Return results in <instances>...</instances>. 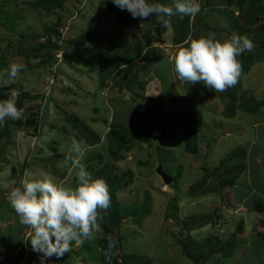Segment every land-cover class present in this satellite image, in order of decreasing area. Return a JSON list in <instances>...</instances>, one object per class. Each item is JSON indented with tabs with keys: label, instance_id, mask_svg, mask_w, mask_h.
I'll return each instance as SVG.
<instances>
[{
	"label": "rangeland",
	"instance_id": "1",
	"mask_svg": "<svg viewBox=\"0 0 264 264\" xmlns=\"http://www.w3.org/2000/svg\"><path fill=\"white\" fill-rule=\"evenodd\" d=\"M208 1L199 0L201 14L197 13L190 20L189 42L209 33H215L216 38L223 41L233 32L238 33L239 27L246 26L244 19H252V14L257 15V12V23L260 24L261 21L264 24V0H242V7L237 0L214 2V6L230 12L226 15L206 6ZM60 2L0 0V70L6 69L13 61H22L27 65L18 79L11 81L4 77L0 86L10 88V93L14 89L20 94L22 91L29 94L23 99L20 108L23 112L22 124L11 126L9 134L0 139V245L7 248V244L11 242L23 244L24 236L30 234L27 261L42 264V253L34 251L31 246L32 229L20 222L8 201V195L16 187L23 164L24 178H38L40 173L47 172L57 182L73 186L76 184V169L68 158L73 138H70L72 134H66V129L73 131L75 136L78 135L76 140L81 146L84 145L82 162L86 167L92 162V177L105 168L112 173L114 179H122L128 172L132 175V181L122 187L117 184L110 188L109 214L100 210L101 218L117 212L121 218L118 225L109 217L106 220L109 230H104L101 222L100 230L95 233L94 238L85 240L79 246L73 243L71 251L63 256L45 257L43 264H98L104 250L103 238H121L122 246L118 253L137 254L131 259L137 260L136 257L139 256V259L155 257L165 260L170 254L171 262H177V256L185 258L180 243L183 239L187 242L184 238L187 230L183 225L193 215H208V222L195 232L192 231L194 238L203 242L202 246H197L195 242L190 244L197 249L201 247L208 251L211 243L207 242V238L211 236H219L215 248L220 250L225 245L226 251L230 252L236 245L237 249L239 242L235 244L237 235L234 232L239 226H243V230L237 233L242 241L240 249H245V241L250 238L264 241V234H259L264 233V212L253 208L259 201L264 205V183L255 177L254 183L258 187L245 198L242 197L240 203L237 184L243 181L236 180V177L241 167L236 170L233 168L225 177L229 180L227 184L220 185V175L227 172L226 167L234 166L231 162L242 157L241 149L236 145L226 152L228 157L222 153L224 148L235 142L244 147L245 138L251 139L255 133L250 129L244 130V125H236L232 136H225L220 125V119L223 118L211 115L206 106L201 104L203 102L197 101H202V98L207 101L211 96L221 95L223 103L227 102V98L230 99L231 108L239 103L241 94L246 92L254 97L247 99L245 95L241 101L245 105L255 106V100L252 99L264 96V47L257 41L258 37H264V30L255 28L248 33L253 47L239 57L243 69L234 86L218 94L207 87L203 88L204 86L198 88L200 84H196L190 92L192 86L187 89L186 83L176 79L174 71L177 51L188 44L187 41L184 42L185 45L176 43L175 38L180 32L176 21H170L165 27L157 18L154 20L153 16L145 20L133 17L138 23L126 26L118 19L114 10L102 7L101 0ZM149 2L156 3V0ZM166 5H173V0H167ZM235 15L242 17L237 18L240 19L239 23L235 22ZM228 18L233 19L231 23ZM170 19L174 20V16ZM185 19L188 26L186 15L175 20L184 23ZM220 26H224V29L220 30ZM122 27L128 37H119L117 31ZM86 29L97 30L98 34L81 48L69 43V40ZM226 30L231 33L227 34ZM131 34H135V37ZM156 37H161V40L158 41ZM49 38L57 47L49 45ZM112 38H119V53L114 51L116 47L112 45L114 47L109 50L110 53L114 51L112 54L115 56L101 62L95 49L97 46L112 47ZM148 38L152 39L155 50L147 46L145 52L138 57L143 49L142 43ZM255 47L258 48L254 49ZM168 58L172 60L173 69ZM251 64L250 71L247 68ZM115 67L119 68L114 75L102 79L106 71L110 70L111 73ZM125 67L126 69H122ZM139 84L143 87L138 88ZM121 85H124L122 89ZM125 89L128 91L125 92ZM158 94L165 98L184 94L196 103L194 111L190 112L189 109L188 112L193 118L195 134L202 141L198 153L186 151L185 131L172 115L169 120L173 132L168 136L160 134L159 110L163 100H155ZM72 114L78 117L79 122H84L100 135L98 143L90 141L80 129L74 127ZM179 114H182L181 111ZM116 117L123 121H120L123 124L119 128L128 138L135 132L132 126L150 123L154 126L150 140L118 151V145L108 136ZM208 145H211L209 149ZM112 146L118 151L119 158L114 156ZM51 158H57V172L48 164L50 161H44ZM218 162L224 165L221 169L217 168L220 165ZM160 165L174 178L171 184L164 182L157 172ZM259 176L262 179L261 174ZM198 183L201 186L193 189ZM205 183L207 185L203 187ZM244 193L243 189L239 191L240 195ZM248 263L251 264L239 259L235 262Z\"/></svg>",
	"mask_w": 264,
	"mask_h": 264
},
{
	"label": "clouds",
	"instance_id": "2",
	"mask_svg": "<svg viewBox=\"0 0 264 264\" xmlns=\"http://www.w3.org/2000/svg\"><path fill=\"white\" fill-rule=\"evenodd\" d=\"M112 2L127 9L134 18L145 20L155 15L165 27L174 14L195 16L201 9L199 0H173L171 6L150 3L149 0ZM242 28L237 30L240 34L233 32L223 41L217 39L215 33L199 36L190 42L188 39V44L174 57L176 79L191 85L203 84L215 92L234 86L243 69L239 57L253 47L249 35L241 33ZM26 67L22 61L11 62L6 69L0 70V82L4 77L11 81L18 79ZM19 96L20 93L13 89L8 98L0 100V126L8 119L22 118L23 112L17 106ZM84 154L81 144L73 138L68 158L76 169L74 186L57 182L49 173L42 172L38 178L20 179L18 186L8 195L20 222L32 229L31 246L34 251L42 253V264L45 257H60L70 252L73 243L79 246L94 238L100 230V210L106 211L110 206L109 185L102 177H92L82 162ZM114 246L115 242L110 241L109 247Z\"/></svg>",
	"mask_w": 264,
	"mask_h": 264
},
{
	"label": "trees",
	"instance_id": "3",
	"mask_svg": "<svg viewBox=\"0 0 264 264\" xmlns=\"http://www.w3.org/2000/svg\"><path fill=\"white\" fill-rule=\"evenodd\" d=\"M101 1H102V3H101L102 7L105 10H107V9L114 10L117 13L116 15H117L118 19L122 23H124V25H126V26H135L138 23V20H137V22H136V20L134 21L133 16L131 15V13L127 9H121V8L117 7L112 2V0H101ZM231 1L232 0H228V2H231ZM55 2H56L55 4H60L61 3L60 0H55ZM62 2H63V0H62ZM214 2L215 3H219L220 1L219 0H213V1L209 0L207 2L206 6H208L210 8H213V9H215L217 11H220V13L225 14V15L229 12L226 9L222 10V9H219L217 6H214ZM240 2L243 3L242 0H237V3L239 4V6H241ZM156 3H162V4L166 5L167 4V0H156ZM249 10H252V9H248V11ZM257 13L259 14V12H257ZM199 14H201V13H199ZM258 14L257 15L252 14V19H249V18L244 19L246 27L244 26V28H242L240 30L241 33L248 34V33L252 32V30L254 31L253 26H255V28H257V29L264 30V24L261 23V21H260V24L257 23L258 22V18H256V17L258 16ZM173 16H174V20L170 19V21L173 22V23H174V21H176V23H178L179 26H180L179 27L180 28V32L176 36L175 41H176L177 44H182L183 45L184 42L187 41L189 39V37L191 36L190 20H193L195 18V16L186 15L189 27L186 24V19H185L184 23H181L180 21H179L180 22L179 23L177 20H175L176 18L179 20L180 17H182L180 14H175ZM230 17H233V16L230 15ZM235 17L236 16H234V18ZM153 19L156 20V16L155 15H153ZM229 20H230V23H231V21L233 19L231 20V18H230ZM237 20L238 19L236 17L235 18V22H238ZM194 26H196L195 23H194ZM223 29H224V26L223 27L220 26V30H223ZM96 31L97 30H94V29H92V30L86 29V30L80 32L79 34H77L76 37H74L71 40H69V43L71 45L77 47V48H81L87 42H89L90 39L93 36L98 34ZM227 31H228V33H231L230 30H227ZM117 32H118L119 37L120 36L128 37L127 34H126V31H125V29L123 27L119 28ZM131 35H132V37H135L134 36L135 34H131ZM155 39L160 41L161 37H156ZM119 42H120L119 38L116 39V40H115V38H112L111 42H110L111 43L110 46L114 45L116 47L114 49V51H116V52H118L117 51V46L120 45ZM48 43H49V45H53V46L57 47V44L52 42L50 40V38L48 40ZM152 44H153L152 43V39H150V38H148L145 43H142L143 49L140 52L138 51L139 52V56L138 57H140L142 55V53L144 52V50H145V48L147 46H150V49L154 48L155 46H151ZM261 44H263V47H264V41H262ZM114 46H112V47L97 46L96 47L95 50H96V52H98L97 53V57H99L101 62H106V60H108V59L110 60L111 57L115 56L114 54H112V53H114V51L112 53H110V51L112 50V48ZM109 48L111 50H109ZM108 53H110V54L108 55ZM98 54H99V56H98ZM165 56H167V54ZM118 68L119 67H115L111 71V73H109L110 70L106 71L105 72V77L102 78V79L105 80V79H108L110 76L114 75L117 72ZM122 69H126V67L122 68ZM117 78H118V75H117ZM117 81H118V79H117ZM129 82H132V80H130ZM123 87H124V85H121V89ZM139 87H143L142 84H139L138 88ZM11 88L13 89L14 86H11ZM128 88L130 89L129 86H128ZM8 89H10V88H6V87L0 86V100L8 98V96L10 95V92L8 91ZM165 90H167V89H165ZM190 92H192V91H190ZM192 95H194V94H192ZM195 95H196V93H195ZM28 96H29L28 93H25L23 91L21 92V94L19 96V100L17 101V106L19 108H21V105L23 103V99L27 98ZM196 96H194V97H196ZM155 100L156 101L163 100V101H161V104H163V105L160 107V110L164 111L168 115L169 119H170L171 115L174 118H176L177 119L176 120L177 123L180 124V126L184 129V131H185L186 151L190 152V153H198L199 150H200L199 143H201L202 141H200V139L195 134L196 133L195 125L192 123V119L193 118L190 117V115H191L190 112L194 111L196 103L194 101H192L188 96H186L184 94H182L180 96H168V98L159 96V97L155 98ZM166 102H168V104ZM170 106H171V108H170ZM167 108H169V109H167ZM189 109L191 110L190 112H188ZM173 111H175L176 113H174ZM180 111H181L182 114H179ZM174 114L178 115V117L175 116ZM71 119H72V122L74 124V127L80 129L81 132L86 135L87 139H89L90 141H95V143L99 142L100 135H98V133L94 129L90 128L89 126H86V124L84 122H79L78 121V117L75 114L71 115ZM115 120H116V122L113 123V126L109 130L108 136L118 145V148H117L118 151H119V149L131 147L132 145H134L136 143L143 142V141H147L148 142L150 140V136L152 135L153 128H154V126H152L150 123H146L145 122V123H140V124H138L136 126H132V129H135V132L132 134L133 136L128 138L125 134H123L121 132V129L119 128V126H122L123 123H121V122H123V121L121 119L118 120V117H116ZM33 121H35V120H33ZM169 121H171V120H169ZM21 124H22V120L21 119H19V120H12V119L6 120L5 123L2 126H0V139L4 138L7 134H9L11 126H14V125L20 126ZM66 134L68 136H70L72 134V137H70L71 139L72 138L78 139V135L75 136L74 132L70 131V129L69 130L66 129ZM118 151L116 150V148H113V146H112V152H113V154H114V156L116 158L120 157V155L117 154ZM240 151L243 152V149H241ZM40 160H43V159H40ZM56 160H57V158H51L49 160L46 159L44 161L45 162L50 161V162H48V164L50 163L49 165L52 166V169L57 172V169L55 168V161ZM69 161H70V163H72V160L69 159ZM223 166L224 165H221V167H223ZM221 167H217V168L221 169ZM20 168H21V171L23 172L25 170V164H23ZM86 168H87V170L89 172H92L93 171L92 162H89ZM227 174L228 173L225 172L224 174L220 175L221 176V184H220L221 186L226 185L227 181H229L228 178H225L227 176ZM95 177L104 178L107 181V183L109 185V188H113L117 184L122 187L125 184H127V183L132 181V175L130 173H128V172L126 174H124V176L122 177V179L124 178L123 180L119 179L117 177L114 179L112 173L109 172V170H107L105 168H102L99 171H97V173L95 174ZM95 177H93V178H95ZM209 180L210 179L208 177L207 181H209ZM198 184H200V183H198ZM206 185H207V183H205V185L203 187H205ZM253 208H255V210H257V211H264V205L260 201L257 204H255ZM104 213L106 215H107V213L109 214L108 209ZM112 215H114V216H112ZM112 215L107 216L106 218H101L100 217L99 224H101V222H102L101 225L105 227V228H103L104 230H109L110 229V226H107V223H106V220L109 219V217H111V221H113V223H115V225H118L121 222V218H120V216H119V214L117 212L113 213ZM207 218H208V215H206V214H203L201 216L193 215V216H190L189 220L184 222L183 226L185 227L186 230H192V229L201 227L203 224L207 223L208 222ZM242 230H243V226H239L238 230L236 232H234V235H238L237 233L242 231ZM259 234L262 235L264 233L259 232ZM218 237L219 236H211V237L207 238V242L210 241V243H211V247L209 248L208 251L203 250L201 247H200V249H197L194 246L190 245L191 243L193 245V243L195 242V243H197V246H202L203 242L195 240L192 236L184 237L187 240V242H184L183 241L184 239L181 240L180 243H181V246H182V251L190 260L196 262L197 264H203L207 259H209L214 253H216L218 251L224 252V255L227 256L228 254H230L232 252V250L234 248L230 252L226 251L225 245L224 246L222 245L223 248H221L220 250L215 248L216 241L218 240ZM103 239H104V242H103L104 250H103V253L100 254V260H99L98 264H142L143 262H146L145 264H147L148 262H150L149 258L147 260H146V258L139 259V256L136 257L137 260L135 258L131 259L132 256H135L137 254H128V253L119 254L118 250L121 249V246H122L121 238H115L114 240L113 239L110 240L108 238H103ZM110 241H114L115 242V246L112 247V248L109 247ZM187 243H188V246H187ZM220 243H222V241ZM10 246H11V244L8 243L7 247H10ZM8 262H10V261H8Z\"/></svg>",
	"mask_w": 264,
	"mask_h": 264
},
{
	"label": "crops",
	"instance_id": "4",
	"mask_svg": "<svg viewBox=\"0 0 264 264\" xmlns=\"http://www.w3.org/2000/svg\"><path fill=\"white\" fill-rule=\"evenodd\" d=\"M238 15V14H237ZM239 18L242 19L240 16ZM240 20V19H238ZM232 26V25H231ZM230 27V26H229ZM233 27H231L232 29ZM257 29V28H256ZM256 37V35H254ZM250 37V36H249ZM262 38H257V41H260V44L262 42ZM263 46V44H261ZM258 47H255L256 49ZM152 50H155L152 48ZM169 62L171 63V68L173 69L172 60L168 58ZM254 64V63H253ZM251 64L247 69L251 71L252 65ZM246 69V70H247ZM245 70V71H246ZM187 89H190L192 91L193 85L187 84ZM200 86H204L203 84H200ZM205 88V86L203 87ZM219 94V92H216ZM247 95V96H245ZM246 97L247 99L250 97V99L254 96H249L248 93L245 92L241 94L240 99L238 100L239 103L236 105H233L231 108L229 107L230 99L227 98V102L223 103L222 96H211L209 100H206L205 98H202L201 100H197L198 102H203L201 104L205 105L206 108L211 112V115L215 117L223 118L220 119V125L223 128V131L225 133V136H232L233 130L236 127V125H244L246 127H243L244 130L250 129L253 131L252 133H255V136L251 139L244 140V147L241 146L238 142H235L233 145L226 146L224 150L222 151L225 156L228 157L226 152L234 148L235 145L239 147L240 149H243L242 157L240 159H236L233 162H231L234 166H229L227 168L228 175L230 174V171L234 168V170L238 169V167H241L240 173L236 177V180H242L243 182L237 184L238 185V195L240 196L239 203L242 201V197L245 198L249 195V193L252 190H255L258 186L255 185L254 178L258 177L259 182L264 183V164L262 163L264 161V96H261L260 99L254 98L252 100H255V106H248L245 105L243 101V97ZM208 99V98H207ZM214 104V107L212 106ZM243 104V105H242ZM235 124V125H234ZM220 143L219 141H216V143ZM200 144V143H199ZM220 145V144H218ZM217 145V146H218ZM200 146V145H199ZM211 145H208L207 148H210ZM208 148V149H209ZM236 149V148H235ZM239 150V149H237ZM231 153V152H230ZM229 153V155H230ZM221 154L220 156H223ZM220 164V162H218ZM222 164L219 165L221 167ZM253 166V168H251ZM222 168V167H221ZM256 172V173H254ZM225 173V172H223ZM261 174V177L259 176ZM243 189L245 193L243 195L239 194V191ZM264 212V211H260ZM201 227L187 230L185 234V237L192 236L194 238L193 232H195L197 229ZM221 228V225H220ZM186 230V229H185ZM193 231V232H192ZM197 233V232H196ZM235 244L238 243V248L236 249L234 245V249L230 254L227 256L222 253V251H218L214 253L209 259H207L203 264H235L236 260H245L251 262V264H264V241H260L258 238H255L252 240L251 238L248 239L246 242L245 249H240L239 244L242 243V241L239 239L238 235L236 236ZM195 240H198L194 238ZM223 239H227L226 237H223ZM264 239V238H263ZM200 241V240H198ZM241 241V242H240ZM246 252V253H243ZM185 258H178L177 256V262L174 261L171 262L172 259L170 258V254L164 258L165 260H162L160 258H149V261L147 264H192V260H190L184 253H182ZM218 254V255H217ZM175 257L174 255H172ZM162 258V257H161ZM251 258V260L249 259ZM175 259V258H174ZM161 261H165V263H162ZM29 262V261H28ZM30 263L36 264L35 262L31 261ZM146 262H143L142 264H145ZM196 264V263H195ZM249 264V263H248Z\"/></svg>",
	"mask_w": 264,
	"mask_h": 264
},
{
	"label": "built area",
	"instance_id": "5",
	"mask_svg": "<svg viewBox=\"0 0 264 264\" xmlns=\"http://www.w3.org/2000/svg\"><path fill=\"white\" fill-rule=\"evenodd\" d=\"M29 237L30 234L24 236L23 244L10 243L11 246L5 248L4 245H0V264H33L27 261L29 256ZM10 261V262H8Z\"/></svg>",
	"mask_w": 264,
	"mask_h": 264
},
{
	"label": "water",
	"instance_id": "6",
	"mask_svg": "<svg viewBox=\"0 0 264 264\" xmlns=\"http://www.w3.org/2000/svg\"><path fill=\"white\" fill-rule=\"evenodd\" d=\"M127 91H128V89H125V92H127ZM159 115H160V122L158 125L159 132L162 136H168L173 131V128L171 127L170 122H169V117L162 110H159ZM157 172L160 174V176L163 178L164 182H166L167 184H171L174 181V178L163 169L162 165L158 166ZM22 178H24L23 172L20 173L19 176L17 177L16 186H18V182ZM200 186H201V184H197L196 186L193 187V189L198 188Z\"/></svg>",
	"mask_w": 264,
	"mask_h": 264
},
{
	"label": "flooded vegetation",
	"instance_id": "7",
	"mask_svg": "<svg viewBox=\"0 0 264 264\" xmlns=\"http://www.w3.org/2000/svg\"><path fill=\"white\" fill-rule=\"evenodd\" d=\"M160 94H158L157 96H159ZM171 122V121H170Z\"/></svg>",
	"mask_w": 264,
	"mask_h": 264
}]
</instances>
